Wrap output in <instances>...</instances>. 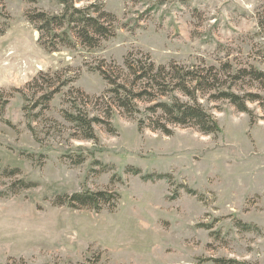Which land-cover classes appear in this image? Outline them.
Here are the masks:
<instances>
[{
  "label": "rangeland",
  "instance_id": "1",
  "mask_svg": "<svg viewBox=\"0 0 264 264\" xmlns=\"http://www.w3.org/2000/svg\"><path fill=\"white\" fill-rule=\"evenodd\" d=\"M94 2L118 18L116 37L97 50L57 53L40 45L26 13L60 14L59 0L3 3L11 23L0 37V104L9 101L0 106V264H89L97 257L98 264H264V119L252 125L222 102L215 136L139 131L136 121L116 115V135L97 128L98 142L74 141L69 131L48 136L49 124L31 122L18 92L42 72H64L71 86L99 96L107 86L93 68L102 60L122 65L138 52L158 65L230 59L264 72V0ZM68 92L56 95L49 118L64 122ZM80 155L86 161L73 165L69 157ZM130 166L171 179L144 182L126 173ZM14 170L20 174L9 176ZM18 180L35 187L14 194ZM185 185L202 198L179 187ZM86 190H112L121 200L112 212L54 205L58 196ZM240 222L257 229L242 230Z\"/></svg>",
  "mask_w": 264,
  "mask_h": 264
},
{
  "label": "trees",
  "instance_id": "2",
  "mask_svg": "<svg viewBox=\"0 0 264 264\" xmlns=\"http://www.w3.org/2000/svg\"><path fill=\"white\" fill-rule=\"evenodd\" d=\"M5 0H0L3 5ZM35 2V0H30ZM84 2L89 5L79 6ZM63 11L50 14L39 9L27 11L26 19L39 33L40 45L50 53L63 49L87 50L100 49L102 44L117 35L118 18L105 11L104 6L94 0H59ZM5 6L0 10V37L10 28L11 17ZM229 58V57H228ZM235 60L217 61L210 64L199 61L185 65L171 62L167 65L156 64L149 54L130 53L122 65L115 62L100 61L93 68L106 83V91L92 96L81 89L71 86L73 81L65 79L64 72L40 73L27 87L18 90L26 100L24 111L31 122L49 124L51 131H69L74 141L98 142L97 128H103L109 135H116L113 120L116 115L137 122L139 131L150 130L165 136H173L175 130L194 129L204 136L220 133V125L214 110L217 104L228 102L239 113L247 114L251 124H256L264 116L256 114L252 105L260 106L264 113V72L253 65L235 64ZM69 89L66 95L67 108L61 110L64 122L47 116L56 95ZM0 104L2 110L9 104ZM30 129L36 135L35 127ZM52 133V134H53ZM79 166L86 159L83 155L72 159ZM127 174L139 175L144 182L170 180L166 174H143L130 166ZM20 171H11L16 176ZM35 187L34 183L18 180L12 185V192ZM192 196L198 192L188 186H179ZM200 199L202 197H199ZM121 196L106 191H83L71 195L58 196L54 205L71 209H87L96 212L117 209ZM242 230H255L257 227L241 222ZM211 261V260H210ZM214 264H251L236 259H212ZM100 258L89 260L98 264ZM16 264V263H14Z\"/></svg>",
  "mask_w": 264,
  "mask_h": 264
}]
</instances>
